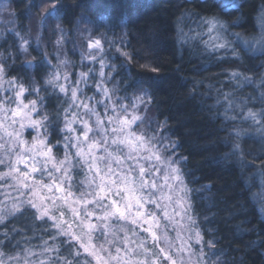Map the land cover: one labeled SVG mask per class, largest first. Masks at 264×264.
I'll return each mask as SVG.
<instances>
[{"label": "clouds", "instance_id": "9594fccd", "mask_svg": "<svg viewBox=\"0 0 264 264\" xmlns=\"http://www.w3.org/2000/svg\"><path fill=\"white\" fill-rule=\"evenodd\" d=\"M0 264H264V0H0Z\"/></svg>", "mask_w": 264, "mask_h": 264}]
</instances>
